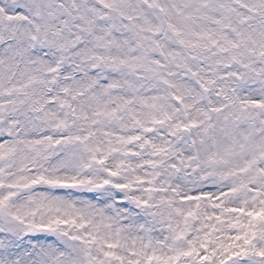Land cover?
<instances>
[{"label": "snow or ice", "instance_id": "6c2138e0", "mask_svg": "<svg viewBox=\"0 0 264 264\" xmlns=\"http://www.w3.org/2000/svg\"><path fill=\"white\" fill-rule=\"evenodd\" d=\"M0 264H264V0H0Z\"/></svg>", "mask_w": 264, "mask_h": 264}]
</instances>
